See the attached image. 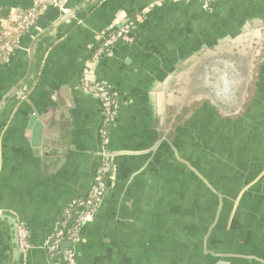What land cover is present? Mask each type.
Segmentation results:
<instances>
[{"label":"crops","instance_id":"obj_1","mask_svg":"<svg viewBox=\"0 0 264 264\" xmlns=\"http://www.w3.org/2000/svg\"><path fill=\"white\" fill-rule=\"evenodd\" d=\"M95 1L66 0L76 16L62 23L57 10L46 9L36 25L44 35L37 41L31 37L38 32L22 36V50L0 65V214L28 231L32 248L23 264H57L44 243L91 192L101 164L103 114L100 102L81 91L83 66L96 35L140 11L132 42L117 43L91 73L117 99L104 148L114 179L82 229L76 264H264V94L247 108L253 124L247 134L242 125L214 123L195 110L193 129L184 128L183 118L154 133L158 119L145 99L174 55L221 22L264 16V0H216L211 12L199 0H109L93 9ZM31 5L0 0V24ZM260 75L256 85L264 89V65ZM179 129L194 139L192 154L183 146L178 155L169 153L170 143L188 138ZM211 144L226 163L207 154L202 159V147ZM10 251L9 225L0 223V264H10Z\"/></svg>","mask_w":264,"mask_h":264},{"label":"water","instance_id":"obj_2","mask_svg":"<svg viewBox=\"0 0 264 264\" xmlns=\"http://www.w3.org/2000/svg\"><path fill=\"white\" fill-rule=\"evenodd\" d=\"M108 1L96 0L91 8L105 7ZM82 6L87 8V3ZM210 7L212 9L213 4ZM58 12L61 23L76 16L72 10L65 6ZM117 12L118 10L113 15L115 16ZM140 13L141 11L136 15L126 17L119 24H111L106 31L96 35L95 37L98 39H96L91 55L85 61L83 67L85 68L96 49L109 35H112L126 23L140 16ZM84 14L85 12L80 17H76L73 24L77 23ZM253 14L254 12H251L244 16H252ZM59 25V23L54 24L56 27ZM31 32H38L31 37L34 41L44 35V33H41L42 29L38 27H35ZM195 43L194 46L185 49L179 55L180 57L174 55L171 58V65L166 71V76L162 81H156L151 87V92L145 97V99L151 101L149 104L150 115L158 119V126L154 133H158V131L163 129L170 130L173 124L183 118L188 119V123H186L184 128L193 129L192 127H195L197 121L193 118L191 111H198L194 107L199 103L209 102L215 106L213 108L215 111H224L225 106L228 104L232 105L240 98H243V93L246 96L249 95L248 92L252 90L249 87H251L255 75L257 77L262 72L264 65V16L243 17L240 21H233L229 24L221 22L204 39L200 38ZM21 50L22 47L19 45L14 54ZM28 53H32V51L28 50ZM22 96L23 94L21 93L20 97L22 98ZM228 111L230 110H226V112ZM36 125V133L39 137L42 127L38 123ZM179 132L181 136L188 135V138L186 141L183 140L182 144H177L175 143L176 141L170 143L169 153L178 155L177 151L183 146L187 153L192 154L195 151L194 139L182 129H179ZM38 143L39 141L33 147H39L40 144ZM185 160L187 166L193 169L195 166L193 161L189 157L185 158ZM199 172L201 171L199 170ZM202 176L207 179L205 174H202ZM0 223L9 225L11 241L10 264H23L32 248L29 246L27 250L22 251L18 245V226L25 225L14 217L2 214H0ZM68 246L69 244L67 243L62 244L60 253L62 254ZM232 263L242 264L243 261L233 260Z\"/></svg>","mask_w":264,"mask_h":264},{"label":"built area","instance_id":"obj_3","mask_svg":"<svg viewBox=\"0 0 264 264\" xmlns=\"http://www.w3.org/2000/svg\"><path fill=\"white\" fill-rule=\"evenodd\" d=\"M216 0H199L203 11L211 12L210 7ZM66 0H32L29 10L20 16H12L5 23L0 24V60L6 62L16 52L20 45L22 36L28 34L37 27L39 15L46 9L59 11L65 5ZM139 17L131 20L122 26L119 30L109 35L102 44L96 49L92 59L86 64L82 72L81 89L82 92L94 97L100 101L103 114L102 150L104 161L95 177L94 186L87 200L77 204L79 211L69 210L64 214V218L55 232L44 243V249L47 254L55 260V263L64 262V264H76L75 245L79 242L82 229L93 219L100 204L102 203L106 192V181L110 178V165L112 158L107 153L106 148L109 140V128L114 122L116 115L117 99L109 89L101 83L94 81L91 73L101 58L109 55L111 49L117 43L129 44L132 42V28L135 26ZM8 23H11L9 27ZM98 39V38H97ZM18 245L22 251L29 248L28 231L23 225L18 226L17 230ZM69 246L60 253L62 244Z\"/></svg>","mask_w":264,"mask_h":264},{"label":"flooded vegetation","instance_id":"obj_4","mask_svg":"<svg viewBox=\"0 0 264 264\" xmlns=\"http://www.w3.org/2000/svg\"><path fill=\"white\" fill-rule=\"evenodd\" d=\"M260 77L261 75L259 74L257 77L255 75V79L254 81L251 83V88L253 90V93L251 94V97H250V100L247 101V97L244 93H243V98H240L238 101L234 102L232 105H227L225 106V110L223 111H215V106L209 102H202V103H199L197 105H195L194 108H196L198 111L197 112H201V113H209V114H212V118L214 120V123H218V122H223L225 123L226 120H228L230 126H234V125H242V131H244L246 134L249 133L252 129V122L248 120V118L246 117V115H248L249 113H247V108L248 106L250 105V107H252V103L251 101H255V100H259L260 97H262V95L264 94V89L259 87V86H256L255 84H258L259 81H260ZM261 85H264V82L261 83ZM256 87V88H255ZM251 90V91H252ZM248 102L247 106L245 107L246 103ZM245 108V109H244ZM244 109V110H243ZM226 110H230L228 112H226ZM196 112V113H197ZM225 116V117H224ZM102 127H103V122H102ZM102 127L100 128V140H101V146H102V134H101V131H102ZM234 128H232L233 130ZM211 141H213L212 139H210ZM210 144V142H209ZM217 144V143H216ZM214 147L213 144H211L210 146H208V148H203L202 147V159H204V156L205 154H207L208 156L211 155L213 157V162L215 161H220L221 164H224L226 163V160L222 159L220 156H218L217 154L213 155L212 154V148ZM216 149V148H215ZM103 150L101 149L100 151V159H101V164L99 166V169L104 161V154L102 153ZM219 152H221V150H219ZM98 169V170H99ZM97 170V172H98ZM97 172L95 174V177L97 175ZM110 178L106 181V192H105V195L109 189V186H110V183L113 181L114 177V173H113V165L111 164L110 165ZM95 181V179H94ZM94 186V184H93ZM93 189V187H92ZM91 189V190H92ZM222 192V191H221ZM221 192L219 191H216L214 192L215 195L218 197L219 201H221L223 199V197L221 196Z\"/></svg>","mask_w":264,"mask_h":264},{"label":"trees","instance_id":"obj_5","mask_svg":"<svg viewBox=\"0 0 264 264\" xmlns=\"http://www.w3.org/2000/svg\"><path fill=\"white\" fill-rule=\"evenodd\" d=\"M8 24H9L8 26L11 27L12 24H11V23H8ZM3 63H4V62H2V61L0 60V65H2ZM84 202H85V201H84ZM75 210H76V211H79V210H80V207H78V208L75 209Z\"/></svg>","mask_w":264,"mask_h":264}]
</instances>
